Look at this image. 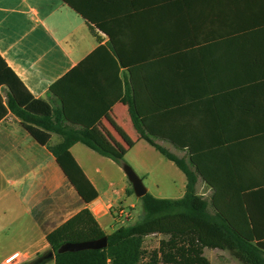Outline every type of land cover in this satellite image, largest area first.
I'll return each mask as SVG.
<instances>
[{"label": "crops", "instance_id": "obj_1", "mask_svg": "<svg viewBox=\"0 0 264 264\" xmlns=\"http://www.w3.org/2000/svg\"><path fill=\"white\" fill-rule=\"evenodd\" d=\"M7 69L33 99L66 110L65 129L83 130L104 114L92 130L148 178V154L160 152L133 125L129 85L149 129L166 132L156 143L187 160L178 146L196 147L222 204L241 212L239 224L264 254V0H0V264H26L48 253V235L86 208L108 235L144 210L127 193L123 167L78 142L71 153L98 192L84 201L9 109ZM62 140L53 132L49 145ZM170 163L173 190L158 182L157 194L147 188L156 198L185 196L187 177ZM196 189L212 201L215 190L201 175ZM210 250L221 264H243Z\"/></svg>", "mask_w": 264, "mask_h": 264}, {"label": "trees", "instance_id": "obj_2", "mask_svg": "<svg viewBox=\"0 0 264 264\" xmlns=\"http://www.w3.org/2000/svg\"><path fill=\"white\" fill-rule=\"evenodd\" d=\"M7 72L3 80L9 86L8 106L11 112L23 122L40 144L48 146L84 201L91 203L97 199L98 192L73 157L71 147L81 142L121 167L126 165L124 154L92 130L104 114L87 123L83 130L65 129L62 120L69 119L65 109L62 112L55 111L45 101L33 99L11 70L7 69ZM126 96L129 114L140 139L150 143L186 175L188 183L185 196L172 200L146 194L141 198L143 218L133 225L120 227L109 235L88 208L82 210L48 235L51 247L49 252H54L55 264H210L204 255L205 249L228 251L243 264H264L260 244L254 242L255 237L248 225L239 224L243 222L241 212L222 204L220 188L210 177V172L204 168L196 147L178 146V149L188 151L187 160L158 145L155 139H168L166 132L149 129L146 116L142 113L136 94L129 85L126 88ZM108 109L109 107L106 111ZM53 132L61 134L63 140L51 146L49 142ZM169 139L179 143L174 137ZM199 175L215 190L210 203L197 193ZM127 193L134 194L133 188ZM151 235H162L164 238L158 248L147 252L144 241ZM105 236H108L106 249L64 254L58 252L66 243L95 241ZM45 254L47 253L26 264H35ZM50 261L45 260L37 264H49Z\"/></svg>", "mask_w": 264, "mask_h": 264}, {"label": "rangeland", "instance_id": "obj_3", "mask_svg": "<svg viewBox=\"0 0 264 264\" xmlns=\"http://www.w3.org/2000/svg\"><path fill=\"white\" fill-rule=\"evenodd\" d=\"M154 151V150H153ZM155 154H157V158L154 156H150L148 154V159L151 157V163H152V174L148 178H143L136 168V162H131L127 158H125L126 164L130 165L135 172L138 174V176L144 181L145 186L148 188H151V194L155 195L157 194L156 184L159 182L160 190L164 191L165 189L173 190L171 187H169L167 184L171 180V174L168 169V164H171L170 161H168L166 158H164L160 153L157 151H154ZM164 160L161 162V159ZM160 159V160H159ZM135 163V164H134ZM176 168V167H175ZM168 197H170L171 194H166ZM210 203V202H209ZM211 208V206H210ZM139 212L143 213V207L140 205ZM164 238V237H163ZM159 236H149L144 241V248L147 252L152 251L153 249H156L159 246ZM216 253H214L212 250L208 249L206 251V256L209 258L212 264H221L220 261L216 258Z\"/></svg>", "mask_w": 264, "mask_h": 264}, {"label": "water", "instance_id": "obj_4", "mask_svg": "<svg viewBox=\"0 0 264 264\" xmlns=\"http://www.w3.org/2000/svg\"><path fill=\"white\" fill-rule=\"evenodd\" d=\"M123 170L132 185L134 194L137 198H143L148 194V189L144 184V181L138 176L135 170L128 164L123 166ZM108 247V236L95 241H86L80 243H66L60 247L58 252L64 254L67 252H79L85 250H103ZM55 258L54 252H49L41 257L35 264L43 262L45 260H53Z\"/></svg>", "mask_w": 264, "mask_h": 264}, {"label": "built area", "instance_id": "obj_5", "mask_svg": "<svg viewBox=\"0 0 264 264\" xmlns=\"http://www.w3.org/2000/svg\"><path fill=\"white\" fill-rule=\"evenodd\" d=\"M119 214H120V215H125V211H124V209H121V208H120V210H119ZM15 257H16V256L11 257V258L8 260L7 263H12Z\"/></svg>", "mask_w": 264, "mask_h": 264}]
</instances>
